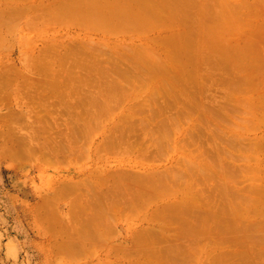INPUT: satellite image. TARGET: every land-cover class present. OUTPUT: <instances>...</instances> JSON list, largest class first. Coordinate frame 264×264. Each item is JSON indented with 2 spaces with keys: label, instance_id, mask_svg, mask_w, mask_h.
Here are the masks:
<instances>
[{
  "label": "rangeland",
  "instance_id": "1",
  "mask_svg": "<svg viewBox=\"0 0 264 264\" xmlns=\"http://www.w3.org/2000/svg\"><path fill=\"white\" fill-rule=\"evenodd\" d=\"M54 1L55 0H0V264H158V259H168L167 253L171 251L170 247L174 248L175 243H177L179 240V245L189 248L190 237L188 238L186 234V227L188 226L186 222L178 224L175 220L172 221V217L166 218L164 222L155 217L152 218V220L145 222L144 220H141L137 216L131 214L128 216H126L127 214L120 215L119 218H117L114 222V226L110 232L103 234L105 241H108L109 243L108 246L102 250L100 249L98 240L93 237V235L86 234L83 236L85 233L84 227L87 224V218L89 215L81 211L79 203H77L75 200L79 198L80 193L83 194L82 192L86 191L85 187L87 185H84L85 189L81 185L82 187H80L78 190H75L76 192H66L67 195L64 196L60 195L59 192L62 190V188L64 189V186L71 184L72 182L76 183L79 180L93 179V177H96V170L99 169L98 167L101 165L102 168L104 165V168L107 171H112L118 166V170H124L130 174L143 173V170L147 167L161 169L165 166H168L166 161L176 157V153L172 148L173 141L177 139L186 143L192 139L189 132L190 128L188 125V114L185 110V108L189 106V102L185 97H187V93H189L188 89H190V87L194 93L192 88L194 83V75L192 76L187 71H184L181 74L175 73V63L167 57V54L170 56L172 55V53L169 52L170 47L172 46L161 45L159 42L155 44V39L164 31H170L172 33H179L181 39L184 40L188 36L189 32L194 33L198 30L204 32L206 27L211 23V16L216 17L223 23L214 28V30L212 29L210 31H206L202 38L206 39L209 37V34L212 33V36H217L221 39L224 36L221 29L225 28L226 26H229L233 32L227 35V46L229 49L226 47H224V49H227L228 52L226 51V53L225 50L223 51V49L220 48L221 51L212 53L210 56V61L221 62L222 60L224 61L233 59L236 55L241 56L243 51L239 50L238 44H240V41L241 44H243V40L250 36V32H253L255 35L252 36V39L253 37L264 38L262 34L258 33L259 31L264 30V0H219V3L217 0H68V2L62 0L64 3ZM50 2L54 3L51 4ZM94 2H100L101 7L99 5V8H101V11L102 8L105 9L109 7L117 12H128L126 13V16H122V18H127L129 22L130 20L133 21L134 17L138 22H141V20L144 22V20L148 18L147 12L150 11L151 8H158L161 10V16L165 21H161L162 23L160 22L159 25L155 24L157 28L154 27L151 32L147 31L146 33L137 31L135 29L136 27L131 26L125 30H100L97 33H95L96 31L93 30L81 29V27H83L82 24H87L88 19L92 17L90 14L91 12L84 14L85 7L88 11V7L90 8ZM62 4L64 5L63 8L61 7ZM59 7L61 8L59 9ZM54 10L58 11V13L55 14L56 12L54 13ZM68 12L71 13V16L65 15ZM255 12H257V14L261 13V16L259 14L257 15ZM113 13L114 14L111 15L109 14L112 16L110 19L118 16L116 17L117 20L113 19V21H116V23L120 22V14L117 15L115 12ZM242 17L244 23L241 22V24H238L237 27H235L237 29H235V31L234 27L231 25L236 26L239 20L242 21ZM234 19L235 22L233 21ZM151 21L152 23L155 22L154 19H151ZM190 21L193 22V25L188 27L187 24H189ZM165 22H167L168 25L165 24ZM260 24L261 26L263 25V28H259ZM135 26H137V24H135ZM235 32H240L241 37H239V34L236 36L237 34ZM93 42L100 43L94 45ZM75 43H90L91 48L95 46L98 51L99 49H102V47L106 49L108 48L107 46L110 45V52L112 50L113 52L114 50H117L118 52L115 51L113 54L107 49L105 52H103L105 49H102V51L100 50L99 52L103 55L102 57L106 59L110 57V61L108 63L113 60V57L114 59L119 58L117 59L118 61L123 59L125 63L127 62V66H125L126 64H123L127 70H125L123 68L124 66L122 65V67L120 65V68L118 67V70L122 68L127 74H129L128 68L131 66L132 67L130 69L136 70L137 67L140 66L136 61V64L134 63L133 65L134 57L139 62L141 61V49L138 51L139 48H145L144 51L147 50L148 53L154 57V61L159 62L155 63L159 68L165 67L167 69V71L164 73L161 72L156 74L153 73V65L148 64L146 70L148 67L151 68L150 73L147 71L149 74H146L147 72L145 69V72L143 71L142 66L139 67L140 70L138 68L137 72H140L139 74H137L136 70H133V72L132 70H129L130 73L133 74L135 72L136 74V76L134 74L133 77H131V74H129L130 76L128 75V82L131 84L122 79L119 80L121 81L120 83L117 81V83L121 85L125 86L127 83L126 86H130L131 89L127 88L128 86H123L125 89L127 88L125 91L129 95H125L123 97L117 96L112 100V102H110V105L114 106V112L112 115L115 114V118L116 116L120 118L126 109H128L129 112L131 107L140 108L137 112L132 113L131 115L130 113L127 116L125 114L126 121L131 124L135 122L134 126L137 128L136 129L134 127L135 129L133 128L130 133L126 131V135L128 136L127 138L131 142H136L139 141L138 139H142L139 138V135L137 137L135 134L140 133L141 136H143V130L141 131L140 126H137V124L139 125L140 120L148 114L146 106L153 108H163L164 106L169 105V110L167 107H165V110L167 109L168 111L166 110V112L163 111L160 113L162 116H157L158 118L156 117L152 119L150 127L155 129L154 126H156V124H160L162 119L177 115L181 119V125L184 127L185 132H183L181 136L180 133L177 134L175 131L171 132L172 136H170L168 138L169 140L167 141L169 150L164 156L157 157L155 159L144 158L143 154H140L134 149H129V151L119 149V153L115 152L108 155L107 153L100 152L99 150L97 151L96 148V150L93 149L91 152L87 151L83 156L77 158L78 155L75 153L78 152V148H82V142H77L80 136L76 130L78 125H80V122L83 124V121H85V124L92 126L93 124H98L99 120L97 119L101 117V127H104L106 123H110V121L114 119L112 118L113 116H107L106 114L97 117L92 116L98 107L93 106L96 103L94 94H98L100 91H102L103 93H99V95L101 94V98H110L111 95L116 93V90L113 86V77H111L112 79L110 77L108 79L104 78L103 82L101 83L99 80L101 88H99L100 85H97V79H95L97 80L96 84L91 82L92 84L89 83L85 85L84 79H81L79 82L73 80L71 89L69 86L68 88L67 86H65L66 88L63 87V89L65 88V90H63L65 91V94L67 95L70 93V100H72L73 104L75 103L73 105L75 106L73 107L74 109H71V116H69L70 114L67 115L68 113H65L64 105H60L57 98L49 94H45V92H48V88L46 87L48 84V79L46 76L49 75V71L44 77V75H42V70H38L32 66L33 60L36 62L39 58L41 60L43 59L45 62L47 60L50 61L51 58H56L57 60H51L50 62L57 61V63H55L56 67L54 64L53 69L57 76H62V78H64L62 79L60 77L61 82H66L68 66H71L74 69L72 74L75 73L80 77H86V74H89L90 72L93 73V70L86 67L85 69L88 70L87 73L83 71L84 67L87 65L82 66L83 60L80 59V61L78 59L80 58L81 54L84 56L82 50L80 49L81 46L78 47L80 50L76 49L81 53H76V50L73 48V52L76 54L80 53V55H77V59H75V61L77 60L76 62H78V60L80 61V64L78 62L75 65L79 66L77 67L78 70L75 68V66H73V63L75 62L74 60V62H69L71 61V58H76V56H74L75 54L73 53V57L70 56L71 58H68L69 56L66 57V50L68 49H66V47ZM259 43L260 46L256 48L257 50L255 53L248 51L247 55L242 57L244 61L250 65H254L258 60H260L262 53L264 54V39H262V41ZM98 45L102 46L99 48L97 47ZM151 45L154 46L153 52L156 53L157 57L154 55V53L152 55ZM181 45L183 53L185 54V57H183L186 58L187 51L185 50L186 48L184 47L183 41L181 42ZM124 49L129 52L124 51ZM203 49L204 48L200 49V52H202ZM171 50H173V48ZM207 52L208 50L205 51V53ZM198 53L199 49L196 52V57L193 58L195 60V64L198 62ZM207 57L209 58V54L206 55V58ZM88 58L90 57L87 55V59L85 57L84 61H87ZM142 58L144 60V57ZM160 58L162 59L159 60ZM123 60H121L119 63L123 62ZM143 60L140 63L145 67L149 62L146 61L144 63ZM130 61H132V64ZM58 63L62 64H59L60 66L58 65L57 67ZM69 63L73 65H70ZM128 63H130V67L128 66ZM105 64L106 66H109L106 62ZM187 64L190 63L187 62ZM258 64H260L258 65V69H256L254 72H251V74L255 78L256 75L257 78L261 77L263 81L260 80V86H258L256 90H253L250 88V86H246L248 87L247 90L251 94H254L256 98L264 95H262V92L264 93V62H259ZM122 69L121 71H123ZM204 70L205 66L203 68L200 67L199 74H203ZM212 71L213 73H211V75L214 77L225 76L227 79L231 78L232 81L234 80V76L237 72L238 75H243L245 72H248L247 70L243 69L242 66L233 67L229 66V64H227L225 67L216 66ZM141 75L143 77L146 76L145 79L142 78ZM91 76L95 75L92 74ZM164 76H166L165 78L168 80L171 77L175 79L174 85L173 83L166 85V88H168L171 92L168 94V96L165 95L164 92L165 86L163 87L164 82L162 79ZM138 77L140 78L138 81H141L142 78L145 80V82H147V84L151 83L148 84L150 87L143 84L145 83L144 80H142V83L138 82ZM135 78L136 81L134 80ZM109 79L112 82L109 83ZM24 80H27V82L25 83ZM131 81H134V85H132ZM136 82L138 84L137 86ZM139 83L140 85L143 84L145 88H141ZM108 84L110 88L113 87L111 88L112 90L109 88ZM103 86L108 88L104 90V88H102ZM134 88H137L139 96L137 95L136 97L137 99L139 98V100H135V97L131 95L132 91L129 92V90ZM178 88H181V91L183 92V96L181 98L178 97V95H172V93L177 92ZM194 88L196 93L194 96L192 95L194 97H192V99H195L200 103L201 101H204L205 106H211L208 104V102H212L211 93L215 94L217 99H220L219 97L222 96V91L218 90L215 86L211 88L209 93L205 96H202L203 94L200 93V89H198L197 86ZM107 89L110 90L106 92ZM186 90L187 93L185 92ZM27 91L31 93H33L32 91L40 93L44 92V96H46L47 99H50V109L54 110L58 115L62 113L60 115L62 116V119L60 116L56 115V120H58L57 123L59 122L61 125L59 127L60 129L58 128L59 130L57 129V132L55 127V129L51 127L53 131L50 129L48 130L49 132L51 131L53 133L55 131V135H53V137H55L59 131H67L66 126L71 123L70 119L76 118L74 120L79 121L75 122L73 120L75 122V127L72 124L73 121L71 123L72 125H69L72 126L70 127L72 129H70L69 132V135L71 136L69 137L71 138L70 141L73 142V144L70 143V145L72 144L71 149L73 150L74 146H76L77 149L74 150V155L71 153L72 150L70 149V145H66V148L69 146L68 149H70L71 152L68 149L67 151L63 150L65 149V146L63 145L69 144L65 143V140L67 139L66 137L65 140L62 139L63 137L60 139L62 142L64 140L63 144L58 142L60 136L56 137L57 143L55 144L49 139L53 138L49 137L53 133H49V135H47L46 133L42 132L47 135H45V138L44 135L40 136L42 134L41 132H38L37 135H39V137L37 136L38 138L36 140V135H33L35 137L34 140L37 141L35 144L33 137H30L33 133L32 125L34 122H32V117L26 116L28 115V108L31 106V109L35 104L33 101L28 99V94H26ZM109 92H112L111 95H109ZM90 95L94 97L92 98V101H90L91 99L89 100L91 97ZM97 96L98 95H96V98ZM83 99L84 101H82ZM111 99L112 98H110V101ZM174 99H176V103L174 102ZM76 101H81L82 103L80 102V104L77 106ZM25 102L27 103L24 104ZM91 102L95 103L90 105ZM167 102L168 105L166 104ZM238 106L241 105H237V101L233 100L230 104H228V106L225 107V110H228L227 112L230 113L229 109H231V107ZM92 110H95V112L93 113ZM77 111L80 115H82L81 117L80 115L76 114ZM258 111H264V108L262 107ZM40 113L42 114L44 111L41 110ZM77 115L79 119H77ZM193 115H196V124H203L200 126L201 129L198 131V136L195 138H198V144H201L203 147H205L208 152L209 150L207 143L211 140L209 137L206 138L205 135L207 133L204 129H207L209 126L211 129L213 128L215 130V137H217V140L220 139L222 142L224 141V144H226L229 133L235 129H238L237 132L239 133V138L243 136L244 138L255 140L258 137L264 135V124H262L264 117H261L263 121H259L257 123L259 126L248 125L252 119V116L255 115V111L253 110H243L240 108L239 112L237 113L236 111H232V120L230 121L226 119L225 114H222V117L217 118V121L220 124L219 127H215L212 122L205 123L201 114L193 113ZM66 116L69 117L67 118ZM123 116L124 115H122V117ZM66 118L68 121L66 120L65 122ZM93 118L95 119L93 120ZM123 120L120 119L121 122L117 120V126H119ZM63 122L69 123L63 125ZM113 122L114 120L112 123ZM112 123L110 124L112 125ZM63 126H65V130L63 129ZM34 127H36V125H34ZM101 127L100 129L89 127L88 132L90 137H92V145L94 147L97 144H100L103 138L109 139L111 137L110 135L113 134V132L110 131L107 133V135L104 134ZM116 132H119V130ZM121 132L120 134H122ZM123 132L125 134V131ZM133 135L137 138H135ZM116 136L119 138L118 135ZM123 136L120 135L121 138H123ZM30 138H32V140ZM46 139H49V141H51L50 144L53 143V145H50L49 142L48 144H44ZM20 140H23L21 141L23 143L20 144L25 146L26 149L29 150L31 146H34L37 148L38 152L39 150L40 152L38 153L36 151V154L33 152L31 155H29L28 151L23 148L22 145L17 143ZM142 140L144 143V139ZM245 142H247V140H245ZM149 143L155 144L154 142ZM41 145H44V147L47 145L50 148H48L49 153L46 152L48 149L44 153L43 151L47 147L42 149ZM18 146H21V149L26 150V152L23 150L26 154L24 153V156L21 154V158L20 156H16L18 154L17 152L19 151L20 153L21 151L18 149L20 148ZM146 146H148L147 142ZM195 147V145H190L187 147L186 152L188 150L195 151ZM56 148L59 149V151H54ZM152 148L154 147L151 146V149ZM260 153H264V151ZM255 155L260 154L257 153ZM203 157L204 156L200 157V159ZM228 160H230V158L227 156V161ZM233 160L238 164L237 158L234 157ZM243 163L244 162H242V166ZM110 164H112V167L114 168L110 167ZM251 164H255V161H252ZM255 172L258 173L259 171L255 170ZM198 177V180H200L201 177ZM223 179L224 178L218 177L216 178L215 183L218 182L220 186V182L223 181ZM244 179L237 180V178L235 179V176L231 178L234 184H229V192L232 193V196H229V204H227V206H235L237 204L236 201L238 200L237 197L250 196V201L244 202L240 200L242 203H245V206L247 207L246 210H249L247 213V218L236 222V225L231 224L229 227L227 225V230L225 233H219L218 231L214 232L213 229H207L210 235V255L221 252L232 253L234 248L236 251H238L235 253L233 252L234 255H230L229 259L224 261V264H264V255L261 257L257 255L259 249L264 250V240H260V236H254L255 230H260L262 231L261 234H264V227L258 222L259 220L264 219V195H253V193L248 190L249 187L255 185H258L259 188H264V182L252 180L251 176L247 177V180ZM197 185H199V181ZM200 185L202 186L200 191L201 196L198 197V195H194L193 198H187L186 201H190L192 199L193 202L197 200L196 203L198 202L204 205L203 200L205 191L202 179ZM103 186L107 187V185ZM58 188H60V190ZM234 190H239V192H241L238 195L237 193L233 192ZM78 191H80V193ZM91 192L89 191L88 194L90 198H92L90 194ZM93 193H95L93 196L97 194L96 191ZM54 196L56 198L55 200L53 199ZM48 198L50 199L48 200ZM219 208L220 203L218 202L216 203V206H214V210L216 209V211L219 213ZM194 211L198 215L201 214L200 211ZM51 213L52 215L49 217ZM191 215L192 217L195 216L194 213ZM225 215L229 216L231 214L230 212L226 211ZM218 216L220 215L218 214ZM188 218H190L189 214H186L185 219L188 220ZM247 219L250 220V222L251 220L255 222V230L253 225L248 227L249 224L246 221ZM219 225L221 226V224ZM242 225H247L248 231L246 237H240L236 233V228L240 229ZM204 228V225H198V229L201 232V235L198 236V248L205 246L204 234H206V230L203 232ZM86 231L89 234H92V231H89L87 228ZM140 232H144V235L142 236L143 238L135 239L134 236ZM75 241H77L76 244H74ZM140 245H143L144 248L139 249ZM85 248L86 250H84ZM247 248L252 249L255 254H249V261L246 262L243 257L245 254H242V252L246 251ZM190 263L194 264V260H191ZM216 263L217 262L212 263L210 261V256L207 260V255L204 253H200L196 259V264Z\"/></svg>",
  "mask_w": 264,
  "mask_h": 264
},
{
  "label": "bare ground",
  "instance_id": "2",
  "mask_svg": "<svg viewBox=\"0 0 264 264\" xmlns=\"http://www.w3.org/2000/svg\"><path fill=\"white\" fill-rule=\"evenodd\" d=\"M64 1L68 2V0H64ZM64 1H62V0L56 1L55 0L54 2L64 3ZM54 2H50V3L52 4ZM217 2L219 3L220 1L217 0ZM94 4L90 8L88 7V9H89L88 11L85 7L84 14H86L87 12L88 13L91 12L90 14L92 17L88 19L87 24H85V23L82 24L83 27H81V29H89V30L96 31L95 33H97L100 30H104V31H108V30L110 31V30H114V29L118 30V31L121 29L125 30L126 28L131 26V27H136L135 29L137 31L146 33L147 31L151 32L154 29V27L157 28V26L155 24L159 25L160 22L164 20L161 16V14H162L160 12L161 10H159L158 8H151V10L147 12L148 18H146L144 20V22L142 20H141V22H138L135 17L133 18L134 19L133 21L130 20V22H129L127 18H125V19L122 18V16H126V13H128V12H123V11L117 12L114 9L109 8V7H107L109 9L102 8V11H101L100 10L101 8H99L100 2H94ZM48 5H49V3H48ZM61 7L63 8L64 5L62 4ZM61 7H59V9ZM100 7H101V5H100ZM39 8H40V6H39ZM47 10H49V9H47ZM113 12H115L117 15L120 14V16H119V18L121 17L120 22L116 23V21H113V19L117 20L116 17H118V16H115L113 19L112 18L110 19V17H112L110 15L114 14ZM54 13L57 14L58 11L54 10ZM255 13L257 14V12H255ZM229 14H231V13H229ZM258 14L261 16V13H258ZM65 15L71 16V13L68 12ZM243 17L241 18L242 21L239 20V22L236 24V26L231 25L234 27V30L236 29L235 27H237L238 24H241V22L244 21ZM119 18H118V20H119ZM151 19H154L155 22L152 23ZM233 21L235 22V19ZM221 23H223V22L220 21L218 18L211 16V23L206 27L204 32L201 30L200 31L198 30L197 32H194V33L189 32L188 36L183 40V39H181V37L179 36V33H177V32H175L176 33L175 34V33H172L170 31H164L162 34L158 35V37L155 39L156 40L155 44H157L159 42L161 45H167V46L171 45L172 46V47H170V51H169L170 53H172V55L170 56L169 54H167V57L170 58V60L172 62L174 61V63H175L174 72L177 74H181L182 72L187 71L192 76L194 75L193 76L194 77L193 86L194 87L197 86L198 89H200L199 91H200V93L203 94L202 96H205L206 94H208L210 89L213 88L214 86L217 87L218 90L222 91V96L219 97L220 99H217L216 95L211 93L212 102H208V104L211 106H205L204 101L200 100L201 101V103H200V102L196 101L195 99H192V97L196 93V90L193 86H192V88L194 90V93L191 90V87H190V89H188L189 93H187V90L185 91L187 93V97H185V98L188 99V102H189V106L187 108H185V110L187 111V114H188V116H187L188 117V125L190 128L189 132H190V137L192 139L186 143L182 142V140H177V139L173 141L172 148H173V151L176 153V157L168 159L166 161V164H168V166H165L161 169L154 168V167H147L143 170V173H131L130 174L124 170L123 171L118 170V168H119L118 166H117L118 168L116 167V169H114L112 171H107L104 168V165H103V168L101 165L100 167H98L99 169L96 168L97 169L96 170L97 172L95 174L96 177H93V179H91V180H88V179L79 180L76 183L72 182L71 184L67 183L68 185L64 186V189L62 188V190H64V191L61 190L59 192L60 188H58L59 194L64 196V195H67L66 192L67 193H69V192L71 193V191L76 192L75 190L80 189V187H82V186L84 188V185L85 186L87 185L85 187L86 189L84 188L86 191L82 192L83 194H81L80 191H78L80 193L79 198H78V192H77V198L78 199H76L75 201L77 203H79V207H80L81 211L83 213H87V215H89L87 218V224L84 227L85 233L83 234V236H85L86 234L87 235H93V237H95L98 240L100 249L103 250L108 246L109 242L105 241L103 234L110 232V230L114 226V222L116 221V219L119 218L120 215H126L127 214L126 216H128L131 214V215L137 216L139 219L144 220L145 222L152 220V218H154V217L159 218L160 221L164 222V220H166V218L172 217L173 218L172 221L175 220L178 224H181L184 222H186L188 224V226L186 227V234H187L188 238L189 237L191 238V239L189 238V240H190L189 248L186 246H183V245H179V243H180V240H179L177 243H175L174 248L170 247L171 251L167 253L168 259L167 258L164 260L158 259L157 260L158 264H192V263H190L191 260H194V264H196V259L200 253L206 254L207 260L209 259V256H210V261L212 263L217 262L216 264H224V261L228 260L230 255H234L235 252H238L234 248V251H233L234 253L233 252L232 253L221 252V253L210 255V252H209L210 235H209V233H208L209 231L207 229H213L214 232L218 231L219 233H225L227 230V228H226L227 225H228V227L231 224L236 225V222H239L241 219L247 218V213L249 212V210H246L247 207L245 206V203H242L241 201H244V202L250 201V196L237 197V199H238L236 201L237 204L233 207H228L227 204H229V198H230L229 196H232V193L229 192L230 191L229 184H234L233 181L231 180V178L233 176H235V179L237 178V180L244 179V178H246L244 180H247V177L251 176L252 180L264 182V171H262V170H264V153H260V152L264 151V135H262L261 137H258L255 140H251L249 138H244L243 136H241L239 138L238 137L239 133L237 132L238 129H235L234 131L229 133V137L226 140V144H224V141L222 142V140H220V139L217 140V137H215V130L213 128L211 129L209 126L207 129H204L205 132L207 133L205 135L206 138L209 137L211 140L207 143L208 150L210 152L209 153L205 147H203L201 144H198V138H195L198 136V131H200V129H201L200 126L203 124H196V122H195L196 115L194 116L193 113L201 114L204 118L205 123L212 122L215 127H217V126L219 127L220 124L217 121V118L222 117V114H225L226 119H228L230 121V120H232V117H231L232 111H236V113H237V112H239L240 108L243 110H250V111L253 110V111H255V115L252 116V119L248 125L249 126H259V124L257 125V123L259 121H263L261 117H264V111H258L260 108H262V107L264 108V95H263L264 93L262 92L263 96L256 98V96H254V94H251L247 90L248 87H246V86H250V88H252L253 90H256V88L258 86H260V80H262V78L261 77L257 78V75L255 78L251 74V72H254L256 69H258V67H259L258 65H260V64H258L259 62H264V60H263L264 54L262 53V55L260 56V60H258L254 65L248 64L247 62L244 61V59L242 57H244V55H247L248 51L255 53L257 50L256 48H258V46H260L259 42H261L262 39H264V38L263 37H260V38L253 37V39H252V36L254 34H253V32H250L249 34H250L251 38L249 35H247L249 37L245 38V40H243L244 43L241 44V41H240V44H238L239 50L243 51L242 53L240 52L241 56L236 55L233 59L224 60V61L222 60L221 62L210 61V59H211L210 56L212 55L213 52L221 51V49H223V51H224L225 50L224 47L228 48V46H227V41H228L227 35L232 33L233 31H232V29L229 28V26H226L225 28L221 29L223 32V35H224L223 38H221V39H220V37L212 36V33H210L209 37L206 39L202 38V36L204 35V33L206 31H210L212 29L214 30V28H216ZM135 24H137V26H135ZM165 24H167V22H165ZM192 25H193L192 21H190L189 24H187L188 27H191ZM260 27L263 28V25L261 26V24H260L259 28ZM235 33L237 34L236 36H238V34H239V37H241L240 32H238V33L235 32ZM258 33H260L264 36V30L259 31ZM221 37H222V35H221ZM182 41L184 42V47L186 48L185 50L187 51V57L186 58H184L185 54L183 53V49H182V45H181ZM93 43L95 45V44H99L100 42H93ZM107 45H109V44H107ZM79 46H81L80 49L82 50L84 56H82V54L80 55V53H81L80 51H77V50H80L78 48ZM101 46L98 45L97 47L100 48ZM109 46H107L108 47V48H106L107 50H109ZM151 46H150V48H151ZM153 47L154 46H152V49H151L152 55L154 53ZM73 48L75 50L77 49L75 51L76 53H78V52H80V53L76 54L75 52H73V50H74ZM172 48H173V50H171ZM202 48H204V49L202 50V52H200V49H202ZM66 49L68 50V51L66 50V52L67 53L69 52L68 54L66 53V55H67L66 57H68V56H69L68 58H71L70 56L73 57V53L75 54L74 56H76V58H74V59L71 58V61H69V62H74L75 59H77V55H80V58H78V59L83 60L82 66L87 65L84 67L83 71H85L87 73L88 70L85 68L88 67L89 69L93 70V73L90 72L89 74H86L87 75L86 77L85 76L80 77L75 73L72 74L74 69L71 66H68V68H67L68 74L65 73L67 75V77L65 76L67 79L65 78L66 82L64 83V82L60 81V77L62 78V76H57V74H55V71L53 69L54 64L57 63V61L56 62H54V61L50 62L51 60H57L56 58L55 59L51 58L50 61L47 60L46 62L43 61V59L41 60L39 58L40 60L38 59V61H36V62L33 60L32 66L38 70H42V75H44V77H45V74H47L49 71V75L46 76L48 79V84L46 86L48 88V92H45V94H49V95L57 98L60 105H64V111H65V113L66 112L68 113L67 115L70 114L69 116H71V109L72 110L74 109L73 107H75V106H73V105L75 103L73 104L72 100H70L69 96L71 94L68 93L66 95L65 91H63V90H65V88H66L65 86H67V88L69 86L71 89L72 88L71 86L73 85V83H72L73 80H76L79 82L81 79H84L85 85H87L91 82L96 84V81L98 80L97 85H100L99 88H101L100 83L103 82L104 78L108 79L109 77L110 78L113 77V79L112 78L111 79L113 80V83H114L113 86L116 90V93H114L113 95H111L112 92H109L110 93L109 95H111L110 98H112L111 101H110L109 97H107V98L105 97L106 99L103 97L102 98L100 97L101 94L99 95V93L102 91H100L98 94H94L95 96L93 94H91L95 97L96 103L94 102L95 103L94 104L91 102L92 104L90 103V105L94 104L93 106H98L96 108L97 110L95 109L96 112H95V110L94 111L92 110L93 113L94 112L95 113L93 115L92 114L91 115L94 117L104 115V114H106L107 116H113L112 118H114L113 119L114 122L112 123L113 120H111L110 123H112V125L110 123H106V125L104 127H101L102 126L101 117H99L97 119V120H99L98 124L95 121L96 124H93L92 126L85 124L84 123L85 121H83V124H81L82 122H80V125H78V127L76 126L77 129L75 128L77 130V133H79V136L81 138V139L77 138L78 139L77 142H79V141L82 142V148L81 149L78 148V152L75 151L76 152L75 154L78 155L77 158L83 156L85 154V152H87V151L91 152L93 149L96 150V148H97V151L99 150L100 152L107 153L108 155L113 154L115 152L117 153L118 151H120L119 149L128 150V151H129V149H134V150L138 151L140 154H143L144 158L155 159L157 157L164 156L169 150V146L167 144V141L169 140L168 138L170 136H172L171 132L175 131L177 134L180 133V136L183 134V132H185L184 127H182V125H181V119L177 115L172 116V117L169 116L168 118L162 119V122L160 124H156V126H154L155 129L150 127V125H151L150 123H151L153 118H156L157 116L158 117L162 116L160 114L161 112H163V111L166 112L167 109L168 110L170 109L168 102L166 103L168 106H164V107L162 106L163 108H161V107L153 108L150 106H146L148 114L145 115L143 117V119L140 120L139 125L137 124V126H140L141 131L143 130L142 135L144 137L141 136L140 133L135 134V135H137V137L139 135V138L144 139V143H143L142 139L141 140L138 139L139 141H136V142H131V141H129V139L127 138L128 136L126 135L127 134L126 131L130 133L131 130H133V128L135 127L134 126L135 122L133 124L128 123L126 121V116L129 113L131 115L132 113L137 112L138 109H140V108L131 107L129 112H128V109H126L124 114H122V115H124L123 117H122V115L121 116L119 115L120 118L118 116H116V118H115L114 117L115 114L112 115L114 112V110H113L114 106H111L110 102H112V100L115 99V97H117V96L123 97L125 95H129L125 91L127 88H130L129 85H127L128 87L126 86L127 83H130V82H128V79H129L128 75L131 74L132 75L131 77H133L135 74V72L133 74L130 73L129 70H132V72H133V70L134 71L136 70V69H130L132 66L130 67L129 64L132 61H130V63H128V66L130 68L127 67L129 69L128 70L129 74H127L126 72H124V69L126 68L125 66H127V62L125 63L123 59H120V61L123 60L124 63L123 62L119 63L120 61L117 60L119 58L114 59V57H113V60L110 63H108L110 61V57H108V59L102 57L103 55L99 51L100 50L102 51V49H105L104 47H102V49H99V51H98V49L95 46L91 48L90 43H88V44L75 43L71 46H67ZM106 49L103 50V52L107 51ZM144 49L145 48H139L138 49V51L140 50V54H141V61L140 62H142V60H143L142 57H144V60H143L144 63L146 61L149 63H147V65L144 67L134 57L133 65H134V63L136 64V62H137L140 65L139 66L137 64L139 67L142 66L143 71L145 69V71L146 72L149 71V73H150L151 68L148 67L146 70V67L148 66V64L153 65V68H152L153 73L159 74L161 72L164 73L165 71H167V69L165 67L159 68L155 64V63H159V62H157V61L155 62L154 57H152L150 55V53H148L147 50L144 51ZM198 49H199L198 58H197L198 62H197V64H195L194 63L195 60L193 58L196 57V52ZM206 50H208L207 53H205ZM115 51H117V50H114V52ZM124 51H127V50L124 49ZM172 51H174V52H172ZM226 51H227V49L225 50V52ZM109 52H110V50H109ZM114 52L112 50L110 53L114 54ZM127 52H129V51H127ZM110 53H109V55H110ZM85 54H87L88 57H90V58H88L87 61L85 60L87 63L84 61L85 57L87 59V55H85ZM208 54H209V58L208 57L206 58V55H208ZM154 55L157 57L156 53H154ZM99 56H101V57H99ZM112 56H114V55H112ZM81 57H84V58H81ZM161 59L162 58H160L159 60H161ZM79 60H78V62L80 64L81 60L80 61ZM192 60H194V61H192ZM76 61L73 63L74 65L70 64V63L69 64L75 66L78 63ZM105 62L109 66H106ZM187 62L190 64H187ZM62 63H58L57 67L59 64H62ZM123 64H126V65L124 66ZM227 64H229V66H233V67L242 66V68L247 70L248 72H245L243 75H238V72H237L236 75L234 76L233 81L231 78L227 79V77H225V76L214 77L213 75H211V73H213L212 70L216 66L217 67H225ZM119 65L124 66L123 67L124 69L121 68L123 71H121V69L118 70V67L120 68ZM204 66H205L204 73L199 74V68L200 67L203 68ZM55 67H56V64H55ZM77 67H79V66H75V68L78 70ZM139 67H137L136 72L138 71ZM184 68H185V70H184ZM125 70H127V69H125ZM139 70H140V68H139ZM196 72H197V74H196ZM139 73L137 72V74H139ZM149 73L147 72L146 74H149ZM151 73H152V71H151ZM153 73H152V75H153ZM90 74L91 75L94 74L95 76H91ZM135 76H136V74H135ZM145 77L146 76H144V77L142 76V78H144V79H145ZM165 77L166 76H164L162 78L163 82H164L163 87L165 86L164 92H165V95L168 96V94H170L171 92L169 91L168 88H166V85L170 84V83H173V85H174L175 79L173 77H171V78L169 77L170 79L168 80ZM142 78H141V81L140 80L138 81V79H140L138 77L137 81L142 83V80H144ZM62 79H64V78H62ZM95 79H97V80H95ZM120 79L125 80L127 82L125 84V86L127 87L126 89L124 88L125 87L124 85L119 84L121 82V81H119ZM146 79H148V78H146ZM94 80H95V82H94ZM99 80H100V83H99ZM134 80L136 81V78ZM108 81H109V83L112 82V81H110V79ZM117 81H119V83H117ZM24 82L26 83L27 80H24ZM122 82H124V81H122ZM133 82H132V85H134ZM144 82H145V80H144ZM140 83H139V86L141 88H145L144 85L151 84V83L147 84V82H145V83H143L144 85L142 84L143 85L142 86V85H140ZM137 85L138 84L136 82V86ZM108 86H109V84H108ZM148 86H147V88H148ZM63 87H65V88L63 89ZM131 87H133V86H131ZM102 88H104V90H106V88H108V87L103 86ZM109 88H110V86H109ZM111 88H113V87H111ZM187 88H189V87H187ZM110 89H107L106 92H108ZM134 89L129 90V92L132 91L131 95H133L135 97V100H136L137 99L136 96L137 95L139 96V93L137 91V88L135 90ZM151 89H152V87H151ZM28 91L26 92V94H28V99L33 101V103L36 105V106L35 105L32 106L31 109H30L31 106L30 107L28 106L29 107L28 108V115H26L27 117H32V122H34L32 127L35 129L32 128L33 133L30 137H33V141L36 144L37 141H35V140L39 137V135H37L38 132H41V133L44 132L47 135H49V133L50 134L53 133V132H51V131H53L51 127H53V128L55 127L56 132H57L60 129L59 127L61 125L59 122H58L59 123V125H58V123H57L58 120H56V115H58V114H56L54 110L50 109V106H49V100L50 99L49 98L47 99L46 96H44L45 95L44 92L40 93V92L32 91L33 93H31ZM88 94H89V92H88ZM106 94H108V93H106ZM174 94L178 95V97H180V98L183 96V92L181 91V88L180 89L178 88L176 93H172L173 96H174ZM96 95H98L97 98H96ZM93 96H91L89 98V100L91 99L90 101H92V98H94ZM137 100H139V98ZM233 100L237 101V105L240 104L241 106L231 107V109H229L230 113H228L227 112L228 110H225V107L228 106V104H230ZM82 101H84V99ZM93 101H95V100H93ZM80 102L81 101H79V102L76 101V105L78 106V104H80ZM174 102L176 103V99H174ZM26 103L27 102H25L24 104H26ZM165 107H167L166 110H165ZM41 110L44 111V113L41 114L40 113ZM61 114L62 113H60L58 116H60ZM76 114L80 115L78 111L76 112ZM125 114H126V116H125ZM158 114H160V115H158ZM191 114H192V116H191ZM78 115H77V119H79ZM69 116H66V117L68 118ZM81 116L82 115H80V117ZM60 118L62 119V116H60ZM67 118L65 119V122H66ZM123 118H124V120H123ZM74 119H76V118L70 119L71 123ZM94 119L95 118H93V120ZM115 119H116V121H115ZM120 119H122L123 121L119 126H117V122L118 121L121 122ZM74 121L79 122L78 120H74ZM74 121L72 123L73 126L75 125ZM65 122H63V125L69 123V122L68 123H65ZM262 124H264V121ZM34 125H36V127H34ZM69 125L66 126V130H67L66 132L59 131L58 134L55 137H53V135H55V131H54V133L49 136V137H53V138L47 137L52 142H54V144L57 143V140H56L57 136L58 137L60 136V138L58 140V142L60 144L64 143V140L66 137L67 139L65 140V143H69V144L63 145V146H65V149H63L65 151H67V149L69 148V146H67L68 148H66V145H70V143L73 144V142L70 141L71 138H69V137H71L69 135V132H70V129H72V128H70L72 126H69ZM64 127L65 126H63V129H64ZM89 127L99 128V129L101 127V129H103L104 134L107 135V133H109V131L113 132V134L110 135L111 137L109 139L103 138V140L100 142V144H97L94 147L92 145V137H90L89 132H88ZM39 129H40V131H39ZM49 129L51 130L50 132L48 131ZM117 129L119 130V132H116V131H118ZM123 131H125V134ZM73 132H75V131H73ZM114 132L116 135H118L119 138H117V136L114 134ZM120 132L122 134H120ZM44 133H42L40 136L44 135V137L46 138L47 135ZM76 134H72V135H76ZM33 135L34 136L36 135L35 136L36 138ZM120 135L121 136L124 135L126 137V139L124 136H123L124 139L121 138ZM137 137H135V138H137ZM34 138H35V140H34ZM61 138L64 139L63 142L60 140ZM30 139L32 140V138H30ZM49 139H46V142L44 144H48V142L50 144L51 141H49ZM53 139H54V141H53ZM126 140L129 141V144H128V141H126ZM245 140H247V142H245ZM21 141H23V140H20L17 143L19 145H22V144H20V143H23ZM146 142H147L148 146H146ZM149 142H154L156 145L150 144ZM50 145H53V143ZM71 145H70V149H71ZM126 145L129 147H127ZM190 145L196 146L195 151L188 150L186 152L187 147H189ZM151 146H153L154 148L151 149ZM18 147H20L18 149H20L21 151H20V153H19V151L17 152L19 154V155L18 154L16 155L17 157L20 156L21 154H23V156H24L26 154L25 153L26 150L28 151L29 155H31V153H33V152H34V154H36L38 152L37 148L34 146H31L29 148V150L26 149L25 146H23V145H22V147L25 148L26 150L21 149L22 148L21 146H18ZM41 148L42 149L46 148L43 151L45 153V151L49 147L47 145H45V147H44V145H43ZM74 148H73V150L71 149L72 152L70 151V149H68L73 155H74V153H73L74 150H77L76 146H74ZM15 149H16V147H15ZM49 149L46 152H48ZM23 150H25V152ZM54 151H59V149L56 148V150L54 149ZM39 152H40V150H39ZM257 153H259L260 155H255ZM54 156H56V155H54ZM54 156H53V158H54ZM202 156H204V157L202 159H200V157H202ZM227 156L230 158V160H228V161H227ZM234 157L237 158L238 164L234 162V160H233ZM20 158H21V156H20ZM51 158H52V156H51ZM231 158H233V159H231ZM239 161H241V162H239ZM252 161H255V164H251ZM242 162H244L243 166H242ZM110 165H111L110 167H112V164H110ZM112 168H114V167H112ZM255 170H258L259 172L256 173ZM198 176H200L201 179L203 180L204 191H205L204 200H203L204 205H202L201 203H198V202L196 203L197 200L193 201V202H192V199L190 201H186L187 198L188 199L193 198L194 195H198V197L201 196V192H200L202 189V186L200 185L201 179L198 180V178H199ZM218 177L224 178L223 179L224 182L221 181L220 186H219L218 182L215 183L216 178H218ZM198 181H199V185H197ZM256 184H257V182H256ZM103 185H107V187H104ZM75 188H77V189H75ZM248 190L251 191L253 193V195H257V194L258 195H261V194L264 195V188H259L258 185L251 186L248 188ZM89 191L90 192L92 191L90 193L92 198H90V196L88 195ZM95 191L97 193L95 195L96 197L93 196L95 194L93 192H95ZM233 192L237 193L239 195V193L241 191L239 192V190H234ZM56 194H58V193H56ZM88 196H89V198H88ZM50 198H48V200ZM53 199L54 200L56 199L55 196ZM50 201H52V200H50ZM218 202L220 203V208H219L220 212L219 213H218V211H216V209L214 210V206H216V203H218ZM196 207H197V209H196ZM89 210H91V211H89ZM194 210H197L198 212L200 211L201 214L198 215ZM226 211L230 212L231 215L226 216L225 215ZM37 212H40V211H37ZM90 212H92V213H90ZM192 213H194L195 216L192 217V215H191ZM186 214H189L190 218H188V220L185 219ZM218 214L220 216H218ZM51 215H52V213L49 215V217ZM246 221L249 224L248 227L253 225L254 230H255V227H256L255 222L253 220H251V222H250V220H248V219ZM258 222L261 223V225H263V227H264V219H261ZM219 224H221V226ZM198 225H204L205 226L203 232L206 230V234H204L205 246L201 247V248L197 247L198 236L201 235V232L198 229ZM86 228L89 231H92V234H89L86 231ZM237 228H238V225H237ZM237 228H236V233L240 237H246L247 231H248L247 225L246 226L242 225L240 229H237ZM255 233H254V236H256V235L260 236V240H264V234H261L262 231H260V230L256 231L255 230ZM143 235H144V232H140L137 235H135L134 238L135 239L136 238H143L142 237ZM76 242L77 241H75L74 244H76ZM140 248L143 249L144 246L140 245L139 249ZM84 250H86V248ZM242 254H245L243 257H244V260L247 262V261H249L248 260L249 254L254 255L255 253L252 251V249L247 248V250L243 251ZM257 255L259 257L264 255V250L259 249L257 252Z\"/></svg>",
  "mask_w": 264,
  "mask_h": 264
}]
</instances>
